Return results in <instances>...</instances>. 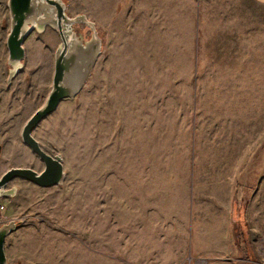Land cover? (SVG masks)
<instances>
[{"label":"rangeland","instance_id":"rangeland-1","mask_svg":"<svg viewBox=\"0 0 264 264\" xmlns=\"http://www.w3.org/2000/svg\"><path fill=\"white\" fill-rule=\"evenodd\" d=\"M65 3L95 21L103 48L80 93L33 131L63 156L64 183L16 178V195L0 198V226L18 223L7 264H264V5ZM5 11L0 176L44 169L21 131L48 97L61 43L51 27L33 31L8 84Z\"/></svg>","mask_w":264,"mask_h":264},{"label":"water","instance_id":"water-1","mask_svg":"<svg viewBox=\"0 0 264 264\" xmlns=\"http://www.w3.org/2000/svg\"><path fill=\"white\" fill-rule=\"evenodd\" d=\"M9 31L6 36L9 65L7 83L11 84L22 70L26 56L24 43L33 31L42 33L47 27L56 30L61 39L54 56V73L51 90L46 101L25 123L21 138L44 163V169L37 171L31 167L13 166L0 176V198L14 196L17 188H9L16 178L25 179L41 187H52L64 183L63 156L45 151L33 136L38 124L52 114L61 101L76 97L93 71V67L103 48V38L95 21L85 13L70 16L65 0H8ZM83 24L91 30L88 39L78 34L75 25ZM2 145L0 144V154ZM18 227L16 220L0 226V264H7L5 241Z\"/></svg>","mask_w":264,"mask_h":264},{"label":"crops","instance_id":"crops-1","mask_svg":"<svg viewBox=\"0 0 264 264\" xmlns=\"http://www.w3.org/2000/svg\"><path fill=\"white\" fill-rule=\"evenodd\" d=\"M255 1L259 4L264 5V0H255ZM6 8H7V0H0V47L3 46V40L6 32L3 28L4 18L7 14L5 11Z\"/></svg>","mask_w":264,"mask_h":264},{"label":"flooded vegetation","instance_id":"flooded-vegetation-1","mask_svg":"<svg viewBox=\"0 0 264 264\" xmlns=\"http://www.w3.org/2000/svg\"><path fill=\"white\" fill-rule=\"evenodd\" d=\"M23 167H25V166H23Z\"/></svg>","mask_w":264,"mask_h":264},{"label":"bare ground","instance_id":"bare-ground-1","mask_svg":"<svg viewBox=\"0 0 264 264\" xmlns=\"http://www.w3.org/2000/svg\"><path fill=\"white\" fill-rule=\"evenodd\" d=\"M202 262V261H201Z\"/></svg>","mask_w":264,"mask_h":264}]
</instances>
